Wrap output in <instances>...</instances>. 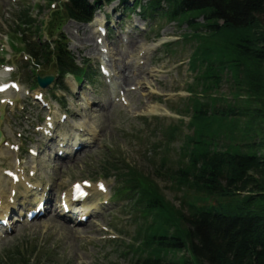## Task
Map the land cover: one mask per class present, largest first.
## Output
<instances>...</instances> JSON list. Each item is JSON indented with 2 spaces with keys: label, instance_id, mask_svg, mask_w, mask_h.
Instances as JSON below:
<instances>
[{
  "label": "trees",
  "instance_id": "1",
  "mask_svg": "<svg viewBox=\"0 0 264 264\" xmlns=\"http://www.w3.org/2000/svg\"><path fill=\"white\" fill-rule=\"evenodd\" d=\"M146 10L187 24L182 38L192 45L189 69L202 96L190 88L186 114L178 113L188 115L190 133L171 164L168 150L182 118L160 131L163 155L153 156V171L124 160L107 159L102 167L118 178L114 194L132 198L131 208L142 217L127 245L129 264H264V105H252L264 99V0H150ZM28 12L29 7L18 11V29L35 23ZM67 17L87 20L85 0H69L50 21L49 35ZM26 46L38 64L52 63L60 76L82 72L61 36L53 50L36 42ZM223 75L232 80L233 100L212 95ZM243 91L248 98H239ZM160 176L180 193L179 206L165 197ZM2 259L1 264H39L17 250Z\"/></svg>",
  "mask_w": 264,
  "mask_h": 264
},
{
  "label": "rangeland",
  "instance_id": "2",
  "mask_svg": "<svg viewBox=\"0 0 264 264\" xmlns=\"http://www.w3.org/2000/svg\"><path fill=\"white\" fill-rule=\"evenodd\" d=\"M19 4L29 5L32 15L37 21L49 19L57 11L59 5L52 10L47 6L45 0H0V57L8 59V64L12 63L16 67V70L11 74L4 73L0 67V78L13 79L15 76L16 80L23 83L24 88H28L32 83L30 70L20 68L25 55L13 53L5 40L6 34L13 28L12 20ZM110 5L116 7L117 4ZM112 6H104L98 12V16L104 9L107 11ZM135 16L138 17L135 24L145 27L146 31L132 29L133 22H131V32L126 33L127 42H122L120 38H113L107 42L102 39V43L109 51L107 63L117 72L118 79L120 80V76L124 78V74L128 73L131 78L122 84L126 85L125 87L139 86L136 90L126 94L127 105L111 102L109 95L100 86L97 77L94 78L91 90H85L81 86L80 93L72 97L68 91L67 100L71 102L66 101V107L52 98L50 91L45 93L53 105L60 106L75 122H88L98 129L97 144L93 148L79 154L69 162L57 161L53 156L52 147L43 145L38 133L34 132V126L29 124L30 122L34 123L37 116H40L31 105V97H26L23 92L12 96L17 104H24L25 110L18 106L14 110L13 107H10L14 113L6 111L3 125H1L4 137L11 141H19L17 132H21L26 138H29L26 146L37 148L39 156L33 160L25 154L23 165L31 167L30 164H33L37 167L36 180H46L51 183L53 186L52 195L55 198L58 197L59 191L64 189V185L68 186L73 181L86 178L92 180L100 178V175L103 174V164L107 159L120 158L128 164L141 167L144 171H151L150 158H153L154 155L159 156L160 153L163 155V149L155 147V144L165 137L160 131L168 125L176 123L179 118L177 113L186 114L183 111L187 98L191 95L190 88L196 90L197 96H202L200 86L195 84L196 72L190 71L188 67L192 45L184 44L180 39L182 33L189 31L187 24L178 26L174 22L165 20H158L154 24L151 20H143L142 17ZM62 32L68 39V48L78 63L84 58L95 63L99 61L97 48L94 47L93 51L90 50L91 44L95 46V36L90 33L88 28H82V26L79 27L67 21ZM92 32L94 31L92 30ZM123 34L121 31V35ZM46 39L47 35H44L41 41ZM88 39L91 41L86 44ZM176 40L179 43L175 46V55L168 56L163 52L161 44V46L156 45V52L150 51L146 54L145 62L139 67L140 69L133 70L131 67L124 69L127 65L134 63L136 55L141 50L147 47L153 50L154 47L151 46L153 43ZM30 66L31 64H28V67ZM123 70L126 71L123 72ZM40 72L44 74L46 69L40 67ZM47 74H51V72ZM65 83L69 88L71 79L68 78ZM32 90L36 91L38 87L35 86ZM233 90V83L232 80H229V75H223L218 88L212 91V95L233 100L231 95ZM81 94L87 102L83 101ZM240 95V99L248 98L245 91ZM250 100L252 102L253 98ZM252 105L263 109L261 107L264 105V99L261 98L259 101L257 99V105L254 103ZM249 107L251 108V106ZM27 115L30 116L29 120L26 119ZM140 116H146L148 119L142 120L139 118ZM155 116L160 119H154ZM187 116H182L183 124L180 125L178 133L176 132L173 141L170 142L168 150L170 164L178 157L184 135L190 133L186 126ZM254 122L258 124L260 120L254 119ZM261 123L264 127V122ZM5 150L7 149L0 147V167L11 166L14 160L13 155ZM156 160L158 164V157ZM162 177L160 176L157 180L165 197L179 206L181 203L180 193L171 187L169 179ZM106 182L109 192L104 198L112 195L116 186L114 177H110ZM22 189V187L17 189V194L21 195V197H17L18 202L23 201ZM6 194H8L7 188ZM114 200L110 204L112 207L109 212L97 214L83 225H75L73 221H64L51 212L36 223L14 228L11 233L0 240V262L5 253H14L17 250L20 257L31 262L39 261V264H129L132 254L127 250V245L134 242L138 223H141V216L138 211H128L130 205L125 200L123 202L118 199ZM102 227L108 228L109 231H105ZM105 234L118 236L120 241L107 242V239H102Z\"/></svg>",
  "mask_w": 264,
  "mask_h": 264
},
{
  "label": "bare ground",
  "instance_id": "3",
  "mask_svg": "<svg viewBox=\"0 0 264 264\" xmlns=\"http://www.w3.org/2000/svg\"><path fill=\"white\" fill-rule=\"evenodd\" d=\"M93 31H94V28L92 29ZM81 41V40H80ZM91 41V39H88L87 41H86V44L88 43V42H90ZM104 46V45H103ZM95 49H96V46H95ZM87 50H89V49H87ZM90 50L91 51H93L94 50V47L92 46V44L90 45ZM136 64V63H135ZM134 63L133 64H129V65H127L126 67H124V69H129L130 67H131V69H133V70H135V69H137L136 68V65H135ZM140 69V68H139ZM144 70V69H143ZM126 70H123V72H125ZM125 75V77L124 78H122L121 76H120V82H121V84H122V82H126L128 79H130L131 78V76H129V74L128 73H126V74H124ZM126 78V79H125ZM139 81V80H138ZM134 82V81H133ZM75 87H76V85L74 84L73 85V88L75 89ZM148 92V91H147ZM147 94V93H146ZM149 94V93H148ZM7 185H13L10 181H8V179L7 178H2V179H0V199L2 200V204H1V206L3 207V208H8V207H10L9 206V204L7 203V200L5 199V194H4V188H5V186H7ZM83 209H85V207L83 208ZM85 213H89V211L88 212H85Z\"/></svg>",
  "mask_w": 264,
  "mask_h": 264
},
{
  "label": "water",
  "instance_id": "4",
  "mask_svg": "<svg viewBox=\"0 0 264 264\" xmlns=\"http://www.w3.org/2000/svg\"><path fill=\"white\" fill-rule=\"evenodd\" d=\"M38 80H39V83L42 86H45L47 83L51 82L52 76H47V77H44V78H38Z\"/></svg>",
  "mask_w": 264,
  "mask_h": 264
}]
</instances>
